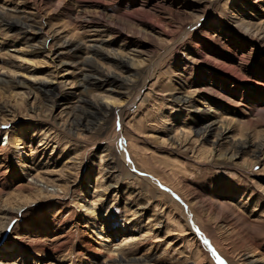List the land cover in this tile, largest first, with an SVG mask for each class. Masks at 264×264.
I'll list each match as a JSON object with an SVG mask.
<instances>
[{
  "label": "rangeland",
  "instance_id": "1",
  "mask_svg": "<svg viewBox=\"0 0 264 264\" xmlns=\"http://www.w3.org/2000/svg\"><path fill=\"white\" fill-rule=\"evenodd\" d=\"M0 14V106L14 115L0 111V264L264 263V0H0ZM44 41L82 48L26 55L54 81L48 99L22 94L11 55ZM105 72L128 81L82 96L110 93L109 114L63 93ZM207 115L229 128L214 143L196 133Z\"/></svg>",
  "mask_w": 264,
  "mask_h": 264
},
{
  "label": "bare ground",
  "instance_id": "2",
  "mask_svg": "<svg viewBox=\"0 0 264 264\" xmlns=\"http://www.w3.org/2000/svg\"><path fill=\"white\" fill-rule=\"evenodd\" d=\"M14 10V9H13ZM15 11V10H14ZM18 11V10H17ZM16 11V12H17ZM1 15V14H0ZM3 16V15H2ZM9 23L10 25H14V24H18L21 26V28H24V29H28V31L30 32V34H37L38 33V30L35 29V28H32L30 27V25H25L23 22H19V21H16L14 22V24H12L10 21L7 22ZM25 30V31H26ZM27 31V33H28ZM46 41H44L42 44H38V45H32L30 46L31 48L30 49H24V48H17V49H12L11 51H13L11 53V55L15 56L16 59H18L17 61L18 62H21V64H17V70H15L13 73L14 75H17L19 74L21 78L13 81L17 86H19L21 89V92L22 94H27L29 95L30 93H35L36 91H40V93L43 95L44 99L47 98L53 94H56L58 92L57 90V87H54L53 85H51V78L49 79L48 76H37L35 75V73H31L30 71H28L26 69V66H24L25 63H31V65H34L35 66V62H33L32 60L26 58V55L27 54H40L42 53L43 51H45V57H48L50 59L48 60H51L50 62L52 63H56L55 60L60 57V54H75L76 52L75 51H79L81 50V46L80 44H77V45H73L71 44L69 41H63L62 42V51L61 52H55L52 48H47V49H44V45H45ZM87 48V51L86 52H90L91 54H101L103 55L107 60L109 61H112L113 63L115 64H119L121 65L122 67H127V69L129 68V64L124 60V58L118 56L117 54L115 53H105V51H102L101 50V47H97V45H94V46H85V49ZM89 54V53H88ZM98 56V55H97ZM83 57V56H82ZM93 57V56H92ZM81 59V58H80ZM83 60V59H82ZM80 61V60H79ZM85 61H88V57H86ZM91 62V61H90ZM93 62V61H92ZM24 63V64H22ZM84 63V62H83ZM90 65V64H89ZM28 67V66H27ZM80 67V66H79ZM89 67V66H88ZM81 68V67H80ZM79 68V69H80ZM84 68V67H83ZM86 69V68H84ZM91 69V68H90ZM95 69V68H94ZM66 70V69H65ZM80 70H83V69H80ZM88 70V69H86ZM85 70V71H86ZM96 70V69H95ZM22 71V72H21ZM34 71V70H33ZM84 71V70H83ZM82 71V72H83ZM97 71V70H96ZM99 71V69H98ZM107 71V70H106ZM93 71H91V74H92ZM102 73V71H100ZM99 72V73H100ZM37 73V72H36ZM104 73V72H103ZM53 74V73H52ZM97 74V73H96ZM100 75V74H99ZM91 75L89 73H82L81 75V78L83 80H85V84L84 83H81L79 84L78 87L75 88V91L77 93H75V91H70V90H64L63 93L65 95H69L71 93H74V94H77V98L79 101L81 102H85L86 104L88 103V107L89 108H93L94 110V113H96L99 118H101L102 116H104V114H109L110 111H113V108H115V105H116V99L114 98L113 95H111L110 93H105L103 92L102 95H97L96 97H94L95 99H90V98H83L84 96H82V94L86 93L87 92H91V88H102L103 84L107 81H110V83L112 85H115L117 83H126L128 80L126 79H120V77H118L116 74L114 73H108V72H105V75L104 76H100L99 77H96V76H92L90 77ZM149 76V75H148ZM51 77V76H50ZM62 77V76H61ZM90 80V81H89ZM92 80V81H91ZM63 81V80H62ZM126 81V82H125ZM61 82V80H60ZM66 82V81H65ZM103 82V84H102ZM0 84H8V79L6 78V76H4L2 74V72L0 73ZM64 84V82H63ZM144 84V83H143ZM57 85V84H56ZM110 86V85H109ZM144 86V85H142ZM94 88V89H95ZM93 89V90H94ZM107 90H110V92H114L115 89L114 88H110V89H107L106 88V91ZM60 91V90H59ZM103 91V90H102ZM61 93V92H60ZM101 93V92H100ZM85 94V95H86ZM52 97V96H51ZM90 97V96H89ZM180 98V101L182 102H185L187 100V98H185L184 96H181L179 97ZM76 99V98H75ZM48 101V100H47ZM53 102V101H52ZM181 103V102H180ZM127 104V103H126ZM78 106H75V107H81V104H77ZM35 107L32 106V103H31V107L30 109H34ZM51 108V107H50ZM76 109V108H75ZM92 110V109H91ZM0 111L2 112H5L6 115L9 114L11 115L12 117H14L13 115V110L6 107V106H0ZM106 116V115H105ZM101 122V121H100ZM99 124V123H98ZM223 124H221L220 126H216V123L215 121L212 119L211 116H204L200 119H198V127H197V130H196V133H202L204 136H208V135H211L212 133L214 134V137H215V141H212L213 143L216 142V140H218L221 136L225 135L228 131V127H223L222 126ZM18 130H19V133H20V137H21V134H22V127H18ZM189 137V136H188ZM224 137V136H223ZM207 138V137H206ZM8 139V137L6 138ZM15 139V138H14ZM248 141H239L237 143H234L232 142V146L234 147V149L236 150H239L241 148H245L247 145H248ZM263 144V143H262ZM22 143H21V140L18 139V137L16 136V139L14 140V146L16 147H19L20 149L22 148L21 147ZM39 145H42V143L40 142ZM21 160H20V164H21V167H24V166H28L27 165V161L26 160H23V158L26 159V156H27V153H26V150L23 151V154L21 155ZM220 156V155H219ZM236 156V152H234L233 154H231L230 156H226V158L228 159H231L232 157ZM28 157V156H27ZM221 157H225V155H221ZM36 184V183H35ZM33 185V186H36V185ZM38 186V185H37ZM50 186V185H49ZM47 185H45V187L43 188V186H41L39 189L40 192H43V189H45V191L47 190ZM48 191V190H47ZM50 193V192H49ZM51 193H55V191L52 189L51 190ZM57 194V193H56ZM21 209L20 207L17 208L16 212ZM7 219V218H6ZM236 220V222L238 221V223L240 224V226H243L244 225V221L248 220L247 218H245L243 215H238L237 217L234 218ZM102 236L101 237V241L103 243H106L108 241L107 239V236H105L104 234H102V232L100 233ZM201 239H205L206 240V237L204 234H202V236H200ZM115 260H123L121 257H117ZM248 264H264V263H254L253 261H249Z\"/></svg>",
  "mask_w": 264,
  "mask_h": 264
}]
</instances>
